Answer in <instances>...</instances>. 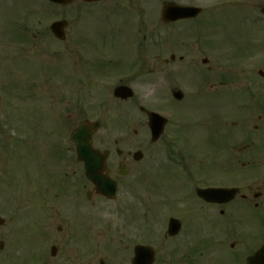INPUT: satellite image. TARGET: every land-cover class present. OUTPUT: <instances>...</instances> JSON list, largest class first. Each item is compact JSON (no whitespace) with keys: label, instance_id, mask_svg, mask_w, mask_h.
<instances>
[{"label":"flooded vegetation","instance_id":"obj_1","mask_svg":"<svg viewBox=\"0 0 264 264\" xmlns=\"http://www.w3.org/2000/svg\"><path fill=\"white\" fill-rule=\"evenodd\" d=\"M48 4L55 14L50 27L55 22H67L64 39L59 40L49 26L31 32L30 38L41 40V45L52 42L60 50L55 54L69 55L66 60L70 69L62 80L80 100L78 107L82 110L77 113L83 119L75 128L90 123L95 114L101 116L108 107L105 101L91 106L88 99L91 94L109 91L106 85L98 84L101 79L119 78V85L135 89L134 82L141 79L150 93L157 84L152 80L154 75L164 74L163 81L173 79L179 85L186 74V58H176L174 52L169 59L154 56V49L176 50L180 54L187 48L207 51L221 39L216 35L227 31L226 35L239 32V41H247L250 52L243 59L247 62L243 88L236 91L239 101L234 100L235 91L230 87L233 73L218 75L210 55L203 56L200 64L191 59L188 66L199 70L194 80L200 87L193 95L185 93L181 101L170 99L161 104L162 111L176 114L158 141L162 142V153L145 151L158 143H151L150 138L132 141L129 148L120 138L98 137L106 125L101 119L92 146L104 156L100 164L104 167L102 177L115 183L113 199L98 192L87 179L74 144L61 158L52 146L44 158H26L23 145L31 136L21 129L31 116L21 112L25 114L18 116L22 121L9 116L2 119L7 112L0 110V156L5 158L0 159V264H16L24 259H34L35 264H122L118 260L121 256L131 264L138 247H144L139 253L146 257L152 250L153 264H264V88L259 78L261 68L250 69L248 62L258 56L254 50L264 45V26L260 24L264 0H67L65 5ZM24 5V0H0V23H12L19 30L17 41L0 40L1 66L25 56L31 44L26 38ZM176 6L199 10L194 17L173 20ZM228 16L233 18L235 28L219 32L215 26L218 33L212 35V22L217 17L222 22ZM99 45L113 49L108 55L120 54L119 58L122 56L129 65L127 72L117 69L120 60L108 63L102 57L91 58L89 48L97 49ZM48 51L40 47L37 52ZM106 64L116 65L112 77ZM98 65L105 67L102 72ZM207 85L210 94L202 89ZM216 86L227 88L215 89ZM179 88L175 86L172 93ZM115 100L147 113L141 102ZM184 100L191 108L178 105ZM207 103L212 107L211 121L198 140L193 134L199 121L193 124L188 120L191 116L186 109L194 110ZM52 114L46 116L37 109L34 115L40 117L29 123L39 129L49 117L54 130L56 119ZM73 118L68 115L69 122ZM108 123L117 126L115 121ZM134 135L138 136L139 130H134ZM203 145L209 146L205 153ZM13 170L20 172L17 184H11ZM158 175L162 179L164 176L166 182L153 185ZM15 188L17 196L11 195ZM213 189L234 191V195L201 193ZM105 217L113 219L106 222ZM191 245L194 253L188 248ZM100 255H110L112 259L97 263Z\"/></svg>","mask_w":264,"mask_h":264},{"label":"rangeland","instance_id":"obj_2","mask_svg":"<svg viewBox=\"0 0 264 264\" xmlns=\"http://www.w3.org/2000/svg\"><path fill=\"white\" fill-rule=\"evenodd\" d=\"M24 14L25 15V21H27L26 25H28V32H27V40L31 42L30 45H28V50L26 51V55L30 58H25L23 62H19L20 59H14V60H8L5 62L4 66L0 65V110L6 111L7 114L2 115V119H6V116L14 117V120H21L18 116L21 114V112H25L27 116H31V119L27 121V125L24 129H21V131H24L30 135V139L28 140V144L23 145V153L28 154L26 158H30L31 155L33 158H44L45 155H48L52 146V149L54 150V153L58 156L65 155L69 153V148L72 147V143L70 141V136L75 129L76 125L83 119L81 114H78V110H82L78 107V104H80V100L77 98L75 94L71 92V90L67 87H65L63 83V78L58 77V75H55V79L51 78L52 72L58 67V69H70L69 63H65L66 60H63V57L66 55L60 53L55 54V51H60L59 49H56V45L51 42V44H45L41 45V40L33 41L32 38H30V33L34 32L37 33L38 31H41V27L49 26V24L55 20V14L54 12H50L53 7L49 6L45 0H24ZM41 10H47V12H43ZM53 11V10H52ZM52 13V14H51ZM8 20H13V14L10 12ZM41 22V23H38ZM211 26V25H210ZM218 31L222 32L226 30H233L235 27L234 20L231 16H228V18L224 21H213L212 27L210 29L212 30L210 33L214 35ZM226 33L221 35H216L217 38H221L217 41L215 44V47H213L211 50H196V49H188L190 50V60H187L188 62H191L192 58L196 60L197 64H200V59L203 56L208 57L207 55H210L213 62H215V71L217 74H225L229 71H237L242 72L243 75V67L244 64L247 62V60L243 61L242 64H237V60L242 61L244 57L249 55L250 47L247 44V41L245 43L239 41V32H234L232 35H226ZM238 39V40H237ZM0 40L3 41H9L14 42L17 41L14 40V33H13V25L9 23V25H4L0 23ZM47 40V39H46ZM239 43L237 44V42ZM54 42V41H53ZM43 47L46 50H49L48 53L45 54H39L38 48ZM97 49L89 48L88 54L91 58H101L102 60H105V62L109 61H119L120 64L117 65V69L120 70V72L124 73L127 72V68L129 65H126V62L124 59L120 57V54L115 55H108L107 53L109 51H112L113 49L110 47H103L102 45H99L96 47ZM121 49V48H120ZM44 51V49H42ZM64 50V49H63ZM118 49L115 48V51ZM155 50V49H154ZM166 51V50H165ZM164 51V52H165ZM256 52H262L261 56H256L255 58H252V61L250 62V69L256 68L260 69L262 68L264 70V48L261 47L260 50H254ZM157 52V50H156ZM168 53V51H166ZM206 53V54H204ZM164 55V54H163ZM183 55V54H180ZM69 56V55H68ZM165 57H168V55H164ZM117 58V59H116ZM111 59V60H110ZM231 60V61H230ZM236 63V66L234 67L232 63ZM26 64V66H25ZM258 64V65H257ZM107 69L109 72H111V77L113 76V73L116 72V68L114 64H106ZM114 65V66H113ZM253 67V68H252ZM259 67V68H258ZM205 69V68H203ZM198 69L193 68L191 70H188L186 68V74L184 77H182L179 80V85L175 82L173 79H169V81H163L162 78L165 79L164 74L155 75L153 78V81H155V86H153V93H150L147 90V86H145L146 82L141 81L140 79L136 80L134 82L137 87V93L138 98L134 99V102H139V99L151 106L154 109H162L160 106L161 104L170 102V94L171 90L177 86L183 89L185 93H189V95L195 94L196 90L199 89L200 84L196 85V81L194 80L196 77L194 75L197 74ZM69 72V71H68ZM75 73L76 71L73 70ZM119 72V71H118ZM9 73V76L7 74ZM67 73V72H66ZM195 73L194 75H192ZM6 74V75H4ZM59 74H63L62 72H59ZM238 75V74H237ZM3 77H5V80H2ZM7 77V79H6ZM243 77H237L234 79V84L232 87H234V91L236 92L238 89L243 87L244 82ZM119 78L111 83L108 84L109 87H114L116 84H118ZM105 85V84H103ZM226 89V88H223ZM110 90V89H109ZM197 93V92H196ZM188 95V96H189ZM141 96H147L146 98H141ZM191 97V96H189ZM110 98L111 102H109L108 107L104 110L103 114L100 116L101 113L95 114L91 119H102L106 121L105 127L102 129V131L98 134L99 136H105V137H111V138H120L124 145L127 144V147L132 146V141L139 140L140 138H149L147 126L145 124L147 123L146 116L142 115L137 109L134 110V108H127L128 104H121L113 100L112 93L109 95V97H102L101 100L106 99L108 100ZM89 102L90 103H97L100 101V98L97 96H89ZM192 98H190L191 100ZM235 101H238L234 98ZM132 103V102H131ZM191 103H189L190 106ZM118 105V106H116ZM187 105V104H186ZM185 105V106H186ZM115 107V108H114ZM186 108H191L187 107ZM199 108V109H197ZM197 110L188 109V111H192L191 116H193L194 119L199 121L201 125H207L209 120V116L211 115V109L212 107L210 104H206V106H200L197 107ZM41 109L45 112L46 116H49L52 114L53 119H56V127L53 130L52 126L50 125V118L46 117V123L39 129L32 128L35 127L33 123L29 122H35L38 120V117L35 116V110ZM82 112V111H81ZM25 114H21L20 116H23ZM43 114V113H42ZM41 114V115H42ZM73 115V121L68 120V115ZM179 115H182L181 111H178ZM258 114V113H256ZM56 115V116H55ZM169 114L165 113V116ZM100 117V118H99ZM1 118V115H0ZM90 119V120H91ZM91 120V121H92ZM117 121V125L109 124L110 121ZM22 121V120H21ZM44 121V120H43ZM145 126H141L142 124ZM194 124V123H193ZM198 124V125H199ZM192 125V124H191ZM251 125H254L251 124ZM140 130L139 135H134V130ZM171 129V126L169 127ZM6 132H8V128L5 129ZM50 131L53 133V135H50ZM195 134H193V137H197L199 140L201 138L202 129L201 127H195L194 128ZM11 135V133H10ZM28 137V136H27ZM18 142V140H17ZM162 142H159L157 145L152 146L151 153L157 152L162 153L163 145ZM208 145L201 146V149L205 153V151H208ZM51 149V150H52ZM19 152V151H18ZM45 152V154H43ZM2 151H0L1 155ZM4 154V153H3ZM5 155V154H4ZM7 156V155H5ZM31 157V158H32ZM61 158V157H60ZM0 159H5L4 157L0 156ZM217 163V161H216ZM6 162H3V165H5ZM10 164V163H9ZM27 164L29 165V159L25 160V165L27 167ZM60 167V165H59ZM2 167L0 166V178L2 175ZM29 168V167H27ZM198 168V167H197ZM214 168H218L214 167ZM199 169V168H198ZM60 170V169H59ZM70 171V170H69ZM216 172H212L213 177L216 176ZM18 175H20V172L13 170L11 171V176L13 181L11 180V184H17ZM164 180V181H163ZM164 182H166L165 177L158 175L154 177L153 185H161ZM171 184V180L169 182ZM11 195H18L17 189H11ZM109 219H113V217H105L106 222ZM192 253L193 252V245L188 247ZM101 257L97 258L100 259H112V256L110 258V255H100ZM93 258V257H92ZM127 257L121 256V258H118V260L122 261V264H129V261H125ZM94 259V258H93ZM114 260L112 261V263ZM16 264H35L34 259L30 261H26L25 259L22 262H17ZM114 264V263H113ZM116 264V261H115Z\"/></svg>","mask_w":264,"mask_h":264},{"label":"water","instance_id":"obj_3","mask_svg":"<svg viewBox=\"0 0 264 264\" xmlns=\"http://www.w3.org/2000/svg\"><path fill=\"white\" fill-rule=\"evenodd\" d=\"M54 1H62V0H54ZM188 15H182L181 17H187ZM62 26L59 23L53 25L52 29L56 33H59V28ZM116 96H121L124 98L130 97L132 94L126 88H121L116 91ZM179 97V96H178ZM157 118L152 117L151 120L153 121V126L157 129L156 136L159 135L160 131L164 126V120L156 116ZM98 125H83L78 131H76L72 137V140L77 144V150L79 157L84 159L87 163V173L89 179L95 182L101 190L106 189L104 186L110 184L106 182V185L100 182V173L101 167L98 165L97 161L99 160V154L97 151H93L91 148V138L93 132L97 129ZM114 191V190H112Z\"/></svg>","mask_w":264,"mask_h":264}]
</instances>
